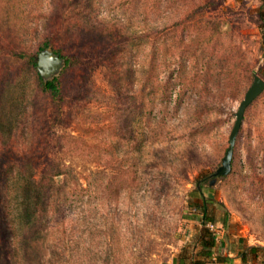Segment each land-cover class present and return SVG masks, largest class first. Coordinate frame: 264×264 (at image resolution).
Wrapping results in <instances>:
<instances>
[{
  "label": "rangeland",
  "instance_id": "1",
  "mask_svg": "<svg viewBox=\"0 0 264 264\" xmlns=\"http://www.w3.org/2000/svg\"><path fill=\"white\" fill-rule=\"evenodd\" d=\"M263 40L264 0H0V264H264V89L213 176Z\"/></svg>",
  "mask_w": 264,
  "mask_h": 264
},
{
  "label": "trees",
  "instance_id": "2",
  "mask_svg": "<svg viewBox=\"0 0 264 264\" xmlns=\"http://www.w3.org/2000/svg\"><path fill=\"white\" fill-rule=\"evenodd\" d=\"M262 13H260L258 15L259 19L262 20ZM262 45L264 47V40L262 41ZM46 50V46H42L38 49V53L42 52ZM51 52L56 55L61 61H62V70H64L66 67L72 65L75 63V60L71 57H64L62 55H60L58 53V51H54V50H51ZM37 54H34V55H31V56H28L26 62L28 63V65L35 69V65H36V56ZM35 72H36V78H37V83L41 89V91H43L44 93H48L50 95L51 98H54V97H57L58 96V89H57V79L56 77L52 76L50 77L49 79H46V80H42L40 75L38 74V72L36 71L35 69ZM264 72V71H263ZM264 77V75L262 76ZM263 80L264 82V79H261ZM229 168H230V165H229ZM193 192L197 195L200 196L199 192L197 190H193ZM200 204L197 206V209L194 207L193 208V211H196L198 213V217H199V224L201 226V239H200V249H199V252L198 254L202 257V259L204 260H211L213 259V256H212V249L216 246V242H215V239H214V236L213 234L211 233V231L207 228L208 225H212L214 223V219L213 217L209 216H206L204 211H205V206H204V202L205 200L200 196ZM198 199V198H197ZM26 207H22L21 210H20V213L18 214V222H20L22 220V215L23 213H25V209ZM226 215V214H224ZM4 219H7V222L9 220L8 218V215L5 213L4 214ZM21 224V222H20ZM220 224L222 227H225L226 226V219H222L220 221ZM243 249V251H242ZM256 252H257V248H254V247H245L244 248H240L239 249V252L237 253V257L239 258V261L241 262V264H245L246 262V254H250L252 256H255L256 255ZM245 253V254H243ZM217 263H222L223 260L221 259H215ZM174 263L176 264H183V261H181L180 259H174L173 260ZM192 264H200L199 262H197L196 260H193L192 261Z\"/></svg>",
  "mask_w": 264,
  "mask_h": 264
},
{
  "label": "water",
  "instance_id": "3",
  "mask_svg": "<svg viewBox=\"0 0 264 264\" xmlns=\"http://www.w3.org/2000/svg\"><path fill=\"white\" fill-rule=\"evenodd\" d=\"M59 63L62 67V61L56 55H54L51 51L44 50L38 53L36 56L35 69L40 75L41 79L44 81L54 75V71L56 70ZM263 89V80L257 77L255 72H252L251 84L245 91L238 104L236 112L234 113V121L228 135L227 147L221 159L220 167L216 169V171L213 173V176H224L228 173L232 146L242 119L244 109Z\"/></svg>",
  "mask_w": 264,
  "mask_h": 264
},
{
  "label": "built area",
  "instance_id": "4",
  "mask_svg": "<svg viewBox=\"0 0 264 264\" xmlns=\"http://www.w3.org/2000/svg\"><path fill=\"white\" fill-rule=\"evenodd\" d=\"M209 227H211V225Z\"/></svg>",
  "mask_w": 264,
  "mask_h": 264
}]
</instances>
